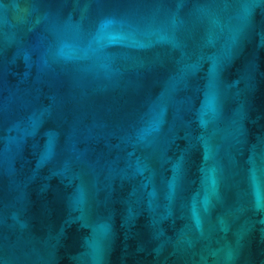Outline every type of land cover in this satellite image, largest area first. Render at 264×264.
I'll return each instance as SVG.
<instances>
[{
	"label": "water",
	"instance_id": "water-1",
	"mask_svg": "<svg viewBox=\"0 0 264 264\" xmlns=\"http://www.w3.org/2000/svg\"><path fill=\"white\" fill-rule=\"evenodd\" d=\"M0 264H264V0H0Z\"/></svg>",
	"mask_w": 264,
	"mask_h": 264
}]
</instances>
